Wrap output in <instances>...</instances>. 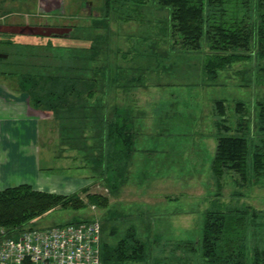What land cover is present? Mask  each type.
I'll return each instance as SVG.
<instances>
[{"label":"rangeland","instance_id":"obj_1","mask_svg":"<svg viewBox=\"0 0 264 264\" xmlns=\"http://www.w3.org/2000/svg\"><path fill=\"white\" fill-rule=\"evenodd\" d=\"M101 5L102 0H0V25L3 27L0 28V54L8 55L6 59L0 58V109L8 113L18 109L26 113L28 109L36 114L31 121L42 117L38 148L40 164L44 167L51 165L48 158H54L59 151L54 150L59 143L57 122L48 112L40 109L33 112L27 94L15 93L18 78L4 71L18 68L23 72L29 69L25 62L30 61L58 70L63 60L73 56L71 46L74 51L82 48L80 55L86 54L85 47L88 48L89 43L68 42L56 35L66 38L69 28L62 27L89 24L91 14L100 16L97 10ZM127 5L125 17L110 25L113 30L111 73L107 81L112 83L113 78L115 84L111 87L106 81L104 89L109 91L103 99L110 108L114 106V96L121 100V107L132 102L131 107L142 125L135 126L137 139L143 138L136 146L141 144L146 150L135 158L138 162L136 172L128 175L116 189L82 168L85 163L82 153L74 151L72 159L69 158L72 152H66L67 160L60 162L63 168L75 166L79 169L71 172H82V178L89 181V191L107 196L108 204L106 207L89 204L78 210L57 207L39 217L32 226L40 228L96 219L101 225L100 247L113 243L125 229L134 226L140 240H152L150 253L145 261L137 264H154L156 258L168 262V259L186 257L179 250L172 253V247L178 242L199 238L203 214L213 202L224 207L264 211V178L240 184L234 176L227 175L218 188L210 168L216 145L213 102L224 100L231 113L235 101L244 102L253 125L256 104L264 102V74L257 71L259 66L264 67V60L252 57L233 63L218 77L207 80L203 70L205 54L186 52L176 42L172 45L170 38L175 41L176 36H168L170 32L165 22L168 9L159 7L157 0H145V12L140 15L135 12L136 0H128ZM55 24L60 28H55ZM43 25L48 27L40 28ZM80 34L81 37L90 35L89 32ZM153 83L157 85L151 86ZM142 84L147 87L140 86ZM12 85L13 91H10L8 88ZM134 85L138 87L133 88ZM114 86L122 90L119 96L114 93ZM234 120L235 116H231L230 123L234 124ZM68 123L74 125L76 120ZM136 168L134 163L129 171ZM81 195L85 200L84 194ZM248 228L252 233L254 226ZM111 231H117L116 235ZM256 237L260 239V235ZM255 241L252 238L251 245ZM186 259L185 264H198L192 255Z\"/></svg>","mask_w":264,"mask_h":264},{"label":"trees","instance_id":"obj_2","mask_svg":"<svg viewBox=\"0 0 264 264\" xmlns=\"http://www.w3.org/2000/svg\"><path fill=\"white\" fill-rule=\"evenodd\" d=\"M136 1L135 12L143 15L145 0ZM127 2L102 0L101 8L97 10L100 11L99 17L91 14L89 24L70 26L66 38L56 35L68 42L89 43L88 48L85 47L87 53L81 55L82 48L74 51L71 46L73 56L63 60L60 67H56L58 70L30 61L25 62L29 69L23 72L18 68L4 71L18 78L17 87L27 94L32 108L48 112L57 122L58 156L66 150H77L83 154V167L113 189L127 180L135 151V135L138 134L135 110L129 105L110 108L103 99L109 91L104 87L111 73L110 39L113 30L110 25L112 21H121L125 17ZM157 2L159 7L168 9L165 20L170 32L168 36H176L175 41L170 38L172 45L175 46L176 42L186 52L202 51L205 54L203 70L207 80L218 77L233 63L252 57L264 60V0ZM88 32L89 37H81L80 33ZM257 71L264 74V67L259 66ZM111 81L107 84L112 87L115 83L113 78ZM212 112L216 145L210 168L218 188L227 175L234 176L240 184L264 178V102L256 104L253 125L249 108L242 101L234 102L231 113L224 100L216 99ZM231 116H235L234 124L230 123ZM74 119V125L68 123ZM86 131L89 133L85 134ZM89 204L106 207L108 198L90 192L88 187L70 194H59L37 190L27 183L10 186L0 189V230L13 236L54 208L78 210ZM203 215L199 238L174 244L172 253L179 250L186 257L192 255L198 264H264V211L241 206L224 207L213 202ZM79 221L86 219L67 223ZM250 225L254 226L252 233L248 231ZM116 232L111 231L115 235ZM259 235L260 239L256 237ZM252 238L256 241L251 245ZM151 243V239L147 242L140 240L134 226H129L113 243L100 247L102 263L143 262L151 251ZM186 257L168 259V262L156 258L154 264H185Z\"/></svg>","mask_w":264,"mask_h":264},{"label":"crops","instance_id":"obj_3","mask_svg":"<svg viewBox=\"0 0 264 264\" xmlns=\"http://www.w3.org/2000/svg\"><path fill=\"white\" fill-rule=\"evenodd\" d=\"M154 84L156 83H153L151 86ZM145 86L147 87V85H144L143 87ZM8 89L13 91V87L11 86ZM113 91L118 96L122 92L117 86H114ZM15 93L22 94L23 92L17 87ZM113 98L115 99L113 102L114 107L119 106L121 100L119 98L116 99L115 96ZM131 105L132 102L129 103L130 108H132ZM31 109L33 112L36 111V109L32 107ZM20 111H22V109H18L14 113H8V111L3 112L2 109H0V189L27 183L37 190L59 194H70L79 191L83 187H88L89 181L86 178H82V172L80 174H73L71 172L72 170L79 169H75V166H67L63 168V165L60 164L61 161L65 162V160H67V156L64 155L66 152L68 153L71 151L72 157L70 156L69 158L74 159V154L77 152L76 150H66L61 153V156L59 157V152L56 151V146L54 149L57 152L54 156L55 159L51 156L50 159L48 158L51 165L44 167L40 164L41 154L38 148V127L41 125L42 117L38 116L37 120L31 121V118L33 117L32 115H36L35 113H30V110L28 109L26 113ZM29 114L30 116L27 117ZM5 115L7 116L6 119L3 118ZM136 125L142 127V125H140V118H138V120L136 119L135 126ZM137 135L138 134L135 135V151L132 156V162L130 163V166L133 165V167L135 163V168L138 164L135 158H138L139 155H143L142 152H144V149L146 150L141 144L136 146L137 143L143 141V138L137 139ZM74 151L76 152L73 153ZM77 153L79 154V152ZM69 162L73 163V160ZM136 170L137 168L135 171H129L128 175L130 176L131 174H134ZM90 181H93V178H90ZM36 222L37 220L35 223Z\"/></svg>","mask_w":264,"mask_h":264},{"label":"built area","instance_id":"obj_4","mask_svg":"<svg viewBox=\"0 0 264 264\" xmlns=\"http://www.w3.org/2000/svg\"><path fill=\"white\" fill-rule=\"evenodd\" d=\"M96 219L29 226L8 236L0 230V264H103Z\"/></svg>","mask_w":264,"mask_h":264},{"label":"flooded vegetation","instance_id":"obj_5","mask_svg":"<svg viewBox=\"0 0 264 264\" xmlns=\"http://www.w3.org/2000/svg\"><path fill=\"white\" fill-rule=\"evenodd\" d=\"M1 27H2V26L0 25V28H1ZM42 27H48V26H46V25L40 26V28H42ZM51 27H52V26H51ZM54 27L57 28V29L60 28V27H58L57 24H55ZM2 28H3V27H2ZM62 28H69V26H65V27H62ZM49 35H50V34H49ZM9 82H10V81H9ZM12 87H13V86H12Z\"/></svg>","mask_w":264,"mask_h":264},{"label":"water","instance_id":"obj_6","mask_svg":"<svg viewBox=\"0 0 264 264\" xmlns=\"http://www.w3.org/2000/svg\"><path fill=\"white\" fill-rule=\"evenodd\" d=\"M68 35V34H67ZM66 35V36H67ZM7 56V54H0V58H2V57H6Z\"/></svg>","mask_w":264,"mask_h":264}]
</instances>
